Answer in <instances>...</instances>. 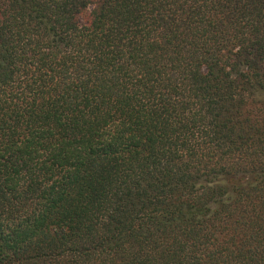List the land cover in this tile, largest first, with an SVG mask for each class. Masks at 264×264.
Listing matches in <instances>:
<instances>
[{
    "label": "trees",
    "instance_id": "16d2710c",
    "mask_svg": "<svg viewBox=\"0 0 264 264\" xmlns=\"http://www.w3.org/2000/svg\"><path fill=\"white\" fill-rule=\"evenodd\" d=\"M0 264H264V0H0Z\"/></svg>",
    "mask_w": 264,
    "mask_h": 264
}]
</instances>
